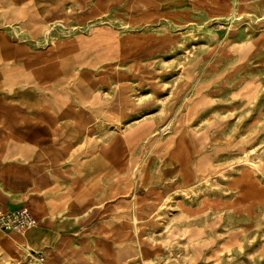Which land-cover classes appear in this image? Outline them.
Listing matches in <instances>:
<instances>
[{
    "label": "rangeland",
    "instance_id": "374dc122",
    "mask_svg": "<svg viewBox=\"0 0 264 264\" xmlns=\"http://www.w3.org/2000/svg\"><path fill=\"white\" fill-rule=\"evenodd\" d=\"M57 1L0 0V29L13 34L19 23L13 18L27 17L30 8L40 16L43 8L50 7L52 16ZM61 1L66 19L73 18V0ZM141 1L134 0L129 8L139 9ZM159 3L160 13L147 23L130 22L127 12L119 11L120 5L114 6V15L108 19L98 18L84 25L69 20L62 26L51 22L48 40L57 35L87 33L93 25L103 23L113 24L120 33L133 37L138 48L122 47L118 54L153 57V61L139 66L157 73L139 81L158 93L155 113L162 121L159 138H151V148L132 153V157L128 154L125 172L118 170L116 162L123 164L126 152L114 155L115 162L106 150L107 138H83L106 134L104 123L84 114L67 116L63 131L69 157L65 164L83 184V221L60 224V232L81 238L95 220L110 219L115 264H263L264 255H257L264 241L261 233L255 231L249 215L235 212L233 202L239 188H249L252 182L264 185V0ZM82 44L83 48L91 46ZM127 65L112 62L96 65L88 75L87 70L78 76L69 73L64 84L72 90L79 81L83 86L92 81L105 99L107 79L102 71L124 70ZM119 99L126 101L121 95ZM202 103L206 105L201 107ZM210 114L225 118L224 131L229 137L214 138L196 148L186 138H160L177 133L179 127H199ZM85 140L95 144L93 152L80 151ZM160 146H168L167 154L180 165L165 161ZM207 150L210 153H204ZM210 154L213 158L209 163ZM191 161L192 168L187 167ZM156 165L165 168L166 174L157 189L150 191L149 175L153 184L160 172ZM112 183L126 192L113 193L109 189ZM91 187L95 189H88ZM134 195L145 201L149 210L146 219L140 221L135 216V223L127 214L120 217L116 212L117 206L130 202ZM201 199L221 203L189 213ZM127 248L129 253L123 255Z\"/></svg>",
    "mask_w": 264,
    "mask_h": 264
},
{
    "label": "crops",
    "instance_id": "0c3cea01",
    "mask_svg": "<svg viewBox=\"0 0 264 264\" xmlns=\"http://www.w3.org/2000/svg\"><path fill=\"white\" fill-rule=\"evenodd\" d=\"M96 1L97 5L93 6ZM133 1L90 0L81 4V0H73L74 16L66 19L60 6L64 2L58 0L52 16L50 7L43 8L40 16L30 8L27 17L15 15L13 18L19 22L12 30L13 34L7 35L0 29V208L14 210L25 205L38 224L23 233L0 231V264H115L110 219L95 220L81 238L60 232L63 228L60 224L83 221L81 200L84 196L81 194L83 184L77 181L72 167L65 164L69 144L63 129L69 120L67 116L72 114L75 118L76 115H88L104 123L106 134L83 138H107L106 150L113 156V161L114 155L126 152L123 164L115 161L118 170L125 171L128 154L132 157V153L145 152L151 138H159L157 132L162 127V121L155 113L159 107L155 100L158 93L139 81L148 74L157 73L139 66L153 61V57L118 54L122 47L138 48L139 45L113 24H96L87 33L68 37L57 35L48 40V36L51 22L62 26L69 20L84 25L98 18L108 19L114 15V6L118 5L122 6L119 11L127 12L130 22L153 21L161 11L160 0H142L139 9H130ZM82 43L91 46L83 48ZM112 62L129 65L124 70L102 71L107 79L105 99L92 81L84 86L79 81L72 90L66 89L64 78L67 74L78 76L82 70H87L85 75H88L96 65ZM120 95L125 102H120ZM225 123L220 114H210L199 127L188 129L187 126L185 130L179 127L177 133L160 138H186L193 148L198 144L205 146L214 138L230 136L224 131ZM160 147V156L177 166L178 161L166 152L168 146L166 149ZM95 148L92 141L85 140L79 150L86 153ZM212 158L210 154L209 163ZM192 164L193 161L187 167L192 168ZM156 166L160 172L153 184L149 175L150 191L157 189L166 174L165 168ZM111 185L109 189L113 193L126 192L118 184ZM145 203L134 195L130 202L117 206L116 212L120 217L127 214L135 223V216L140 221L148 217ZM220 203L217 199H201L194 206L195 211H188L202 212ZM233 205L239 215L250 216L255 231H259L264 240V185L252 182L249 188H239ZM129 250L125 249L123 255ZM257 251V255H264V241ZM32 253H40L43 261L30 262L28 256Z\"/></svg>",
    "mask_w": 264,
    "mask_h": 264
},
{
    "label": "built area",
    "instance_id": "2783aa9c",
    "mask_svg": "<svg viewBox=\"0 0 264 264\" xmlns=\"http://www.w3.org/2000/svg\"><path fill=\"white\" fill-rule=\"evenodd\" d=\"M37 224V219L31 210L23 205L14 210H4L0 208V231L3 233L10 232H26ZM34 257L41 262L43 256L40 253L30 254V258Z\"/></svg>",
    "mask_w": 264,
    "mask_h": 264
},
{
    "label": "bare ground",
    "instance_id": "6f19581e",
    "mask_svg": "<svg viewBox=\"0 0 264 264\" xmlns=\"http://www.w3.org/2000/svg\"><path fill=\"white\" fill-rule=\"evenodd\" d=\"M15 233H20V232H15ZM30 260H34L37 262V260L34 257H31ZM43 261V260H42Z\"/></svg>",
    "mask_w": 264,
    "mask_h": 264
}]
</instances>
